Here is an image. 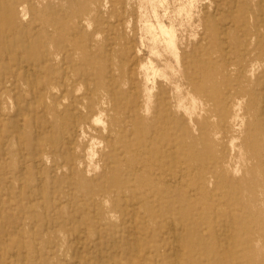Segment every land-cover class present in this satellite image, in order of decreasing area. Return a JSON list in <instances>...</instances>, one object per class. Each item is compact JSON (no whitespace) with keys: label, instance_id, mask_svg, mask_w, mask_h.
<instances>
[{"label":"rangeland","instance_id":"obj_1","mask_svg":"<svg viewBox=\"0 0 264 264\" xmlns=\"http://www.w3.org/2000/svg\"><path fill=\"white\" fill-rule=\"evenodd\" d=\"M0 4V264H264V0Z\"/></svg>","mask_w":264,"mask_h":264},{"label":"bare ground","instance_id":"obj_2","mask_svg":"<svg viewBox=\"0 0 264 264\" xmlns=\"http://www.w3.org/2000/svg\"><path fill=\"white\" fill-rule=\"evenodd\" d=\"M7 3V2H6ZM5 4V3H4ZM1 5V4H0ZM161 28V27H160ZM162 31L163 32H165V30L164 29H162ZM167 31V30H166ZM168 33V32H167ZM28 42V41H27ZM170 43L172 44L173 43V40H172V38L170 39ZM8 59V58H7ZM50 59V58H49ZM19 61H21V59L19 60ZM43 63V62H42ZM45 63V62H44ZM33 69V68H32ZM68 69V68H67ZM66 71V70H65ZM30 73H32V71L30 72ZM63 77H65V76H63ZM63 83V82H62ZM64 84V83H63ZM1 92V91H0ZM78 94V93H77ZM73 103V102H72ZM228 105V104H227ZM226 105V106H227ZM20 124V123H19ZM22 124V123H21ZM22 130V129H21ZM76 134H77V131H76ZM76 137V136H75ZM130 138H131V135H130ZM75 139V138H74ZM68 140V139H67ZM150 147V146H149ZM70 149V148H69ZM71 150H72V147H71ZM40 151V150H39ZM172 153V152H171ZM174 154V153H173ZM22 158V157H21ZM26 164V163H25ZM23 166H25L26 167V165H23ZM24 169V168H23ZM72 170V169H71ZM22 172V171H21ZM40 174H42V173H40ZM38 175V174H37ZM33 180V179H32ZM22 182V181H21ZM12 183V182H11ZM8 186H9V184H8ZM7 186V187H8ZM29 194V193H28ZM3 198V197H2ZM82 202H83V200H82ZM60 207V206H59ZM142 213V212H141ZM135 215V214H134ZM134 217V216H133ZM132 225V224H131ZM173 227V226H172ZM171 227V228H172ZM34 230V229H33ZM173 232V231H172ZM48 233V232H47ZM129 236H130V234H129ZM128 236V237H129ZM132 237V236H131ZM177 243V242H176ZM25 245V244H24ZM178 245V244H177ZM79 246H80V244H79ZM82 248V247H81ZM86 249V248H85ZM81 250V249H80ZM137 252V251H136ZM176 252V251H175ZM82 254V253H81ZM177 261V260H176Z\"/></svg>","mask_w":264,"mask_h":264}]
</instances>
